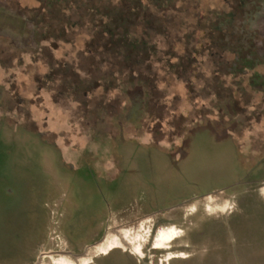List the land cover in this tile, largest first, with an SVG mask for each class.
<instances>
[{"label":"rangeland","instance_id":"374dc122","mask_svg":"<svg viewBox=\"0 0 264 264\" xmlns=\"http://www.w3.org/2000/svg\"><path fill=\"white\" fill-rule=\"evenodd\" d=\"M163 1L0 0V264H264V0Z\"/></svg>","mask_w":264,"mask_h":264},{"label":"trees","instance_id":"16d2710c","mask_svg":"<svg viewBox=\"0 0 264 264\" xmlns=\"http://www.w3.org/2000/svg\"><path fill=\"white\" fill-rule=\"evenodd\" d=\"M123 2H124V7L120 10L119 13H117V14H119L118 15L119 19L118 18L114 19L113 24L108 29V31H110V34L113 37L117 36L116 32L114 30V25H115V27H117V26L122 27L124 30V33H125L123 35L126 37H129L130 32L128 31L129 29H128L127 24L130 23L135 17L138 16V13L140 12V8L142 6L140 0H123ZM163 3H165V6H168L170 2H169V0H165V1H163ZM115 12H117V11L115 10ZM118 38H122V36L118 37ZM123 38H125V37H123ZM141 45H142V43L135 40V41L129 42L128 46H126L127 50H126L124 62L126 64H128V66L130 65L131 67L132 66L134 67L135 66L134 64H136L138 67H140V65L142 64L140 61V57L142 54ZM113 47H114V49H113L114 51H119V49H122L125 47V44L123 43V41H121V42L119 41L118 43L114 41ZM133 67H132V69H133ZM145 84L148 85L147 83H145Z\"/></svg>","mask_w":264,"mask_h":264},{"label":"bare ground","instance_id":"6f19581e","mask_svg":"<svg viewBox=\"0 0 264 264\" xmlns=\"http://www.w3.org/2000/svg\"><path fill=\"white\" fill-rule=\"evenodd\" d=\"M121 234H122V233H121ZM122 235H123V234H122ZM110 236H111V235H110ZM112 237H113V236H112ZM116 240H117V239H116ZM102 241H103V240H102ZM102 241H101V242H102ZM101 242H100V243H101ZM100 243H98L97 245H99ZM105 245H106V244H105ZM98 247H99V246H98ZM115 247H116V246H114V247H110V249L112 250V249H114ZM103 248H104V247H103ZM88 250H89V249H86L85 253H84L83 255H81V256L86 255V253L88 252ZM107 253H108V252H107ZM77 257H80V256H77Z\"/></svg>","mask_w":264,"mask_h":264},{"label":"flooded vegetation","instance_id":"af4514ba","mask_svg":"<svg viewBox=\"0 0 264 264\" xmlns=\"http://www.w3.org/2000/svg\"><path fill=\"white\" fill-rule=\"evenodd\" d=\"M108 231H109V230H108ZM57 247H59V246H57ZM56 252L59 253V252H61V250L56 249ZM75 257H77V256H75Z\"/></svg>","mask_w":264,"mask_h":264},{"label":"water","instance_id":"95a60500","mask_svg":"<svg viewBox=\"0 0 264 264\" xmlns=\"http://www.w3.org/2000/svg\"><path fill=\"white\" fill-rule=\"evenodd\" d=\"M59 253H61V252H59Z\"/></svg>","mask_w":264,"mask_h":264}]
</instances>
